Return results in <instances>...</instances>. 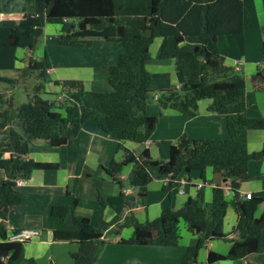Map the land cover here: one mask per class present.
I'll list each match as a JSON object with an SVG mask.
<instances>
[{
  "label": "trees",
  "instance_id": "trees-1",
  "mask_svg": "<svg viewBox=\"0 0 264 264\" xmlns=\"http://www.w3.org/2000/svg\"><path fill=\"white\" fill-rule=\"evenodd\" d=\"M25 2L26 11L16 24L0 25V73L16 72L13 78L0 75V82L13 88L29 74L35 75L37 81L33 91L28 92L27 101L17 109L14 105L9 107L8 99L0 94V170L5 175L0 183V264H38L25 257V244L29 241L9 240L4 223L24 196L16 181L29 180L34 171H54L59 167L56 162L27 158L28 143L11 126L15 118L33 139L44 140L52 148L66 145L87 125L116 139L120 158H113L102 170L122 200L125 184L121 175L127 166L132 174L128 184L137 190L141 200L154 179L174 178L181 172L188 175L199 171L200 179L205 181V170L210 168L224 179L222 186H211L210 202H203L198 195L189 196L181 208H166L153 220L141 222L130 217L126 226L132 228V234L128 239H119L118 245L177 247L182 223L198 239L195 245L185 247L179 264H197L200 251L214 240L228 242V251L221 254L208 250L205 264H232L251 257L254 263L249 264H264V198L246 199L239 193L241 184L250 179L249 164L264 159V147L257 153L247 151V133L264 130V116L246 114L243 72L226 66L217 47L219 37L243 33V0ZM49 20L60 23L58 33L50 38L60 46L88 48L96 40L122 46L116 63L108 66L110 91H88L81 80L54 81L61 89L56 94L58 100L52 104L43 100L40 93L46 92V71L53 66L46 50L40 59H33L17 74V50L32 51L36 29H43ZM157 38L163 40L157 58L172 60L183 79L177 89L162 94L157 103L163 109L191 117L197 114L199 102L208 99L207 112L224 115L227 130L226 138L193 139L181 135L171 146L166 162L153 160L148 149L137 153L124 145L145 144L157 126L158 117L146 113L152 100L148 89L152 76L146 62ZM187 42L193 45L192 49L187 48ZM262 49L260 65L250 77L256 92H264V41ZM171 186L169 182L163 188L168 190ZM225 186L231 187L230 196L224 195ZM97 201L102 212L105 199L98 195ZM78 202L72 197L69 204L50 208L53 241L77 245V250L69 253L70 264H94L106 244L105 235L121 225L117 218L104 221L101 214L92 224L89 218L75 213ZM259 206L263 209L257 216ZM228 209L234 211L237 221L233 231L225 234ZM231 234L237 238H229Z\"/></svg>",
  "mask_w": 264,
  "mask_h": 264
},
{
  "label": "crops",
  "instance_id": "crops-1",
  "mask_svg": "<svg viewBox=\"0 0 264 264\" xmlns=\"http://www.w3.org/2000/svg\"><path fill=\"white\" fill-rule=\"evenodd\" d=\"M12 2L13 0H0V25H14L23 17L26 9L25 0L24 4L21 3L19 6L11 5ZM261 2L260 8L254 7L253 5L249 8V16L252 17V22L250 25H247L246 17L248 16V12L243 0V33L236 36H221L217 41L219 53L224 57V64L243 72L245 78L246 114L254 118L264 116V92H256L250 83L251 75L255 73L260 65L263 51L264 0H261ZM98 42V40L94 41L88 48H71L57 44L56 47H51V50L46 49L53 66L46 71L47 79L45 85L53 84L54 81L81 80L85 89L88 91L107 92L111 90V88L109 89L110 85L108 83V66L116 63L120 52L116 47L110 45H98V49L95 50L94 48L96 44H99ZM162 42L163 40L161 38H157L153 42L150 46L151 56L146 62V68L152 76L148 89L150 96L156 102L162 94L177 89V86H180L183 80L182 76L175 70L172 60H159L157 58V53ZM186 44L188 49L193 48L191 43L187 42ZM152 48L154 49L152 50ZM18 52L19 50H17L16 54L20 60L17 62L19 64H16L17 71L20 70L22 63L25 61V57L27 59L33 51L23 50L20 52V55ZM238 53L241 54L239 59L243 58L245 54L253 55L255 70L250 72L248 67L242 69L240 64L242 60L240 61L238 59ZM258 55L259 57L261 56L260 60ZM40 58L41 56L37 57V59ZM33 59L35 58L33 57ZM156 76L159 77L158 80L155 79ZM54 88L56 90L51 91L58 92L61 90L59 86L57 88L54 86ZM154 91L158 92L153 96L151 93ZM207 106L200 105L199 103L197 114L188 117L170 108L163 109L158 103L156 107L152 106L149 102L146 107V113L150 116L158 117L157 126L149 139L150 143L147 145H137L140 146L139 149L131 142H125L124 145L137 153L148 149L153 160L166 162L169 158L171 146L183 134L193 139L226 138L225 116L207 112ZM25 140L29 146L27 158L42 162H56L59 164V167L54 171H34L29 180H17L22 181V184H18V186L22 187L21 192L23 195H38L39 192H42L45 196L44 210L40 214L29 212L25 215V220L13 223H10L9 220L11 214L14 215L15 211H11L4 223V228L8 236L13 231L22 229H33L38 232L36 236L29 239V242L25 244L24 254L26 258H33L37 262L46 259L51 264L55 263V253V255L65 261V264H69L71 261L69 253L76 251L77 245L74 243L69 244L53 241L49 214L50 208L54 205L69 204L72 197H76L79 202L75 213L79 216L90 217L89 215L94 210L89 211L83 205V197L85 194L91 197L89 198L91 201L95 197L94 195H96V199H98V195L104 197L106 205L107 198L113 199L112 197H119V192L114 183L102 170V168L110 164L113 158H120L116 154L118 141L107 136L97 127L90 125L85 126L76 138L69 140L66 145L59 148H52L45 142L39 145L33 144L34 149L30 143L31 139L29 140L28 136ZM263 145L264 130L248 131V152H250L251 148L261 149ZM197 172L199 173V171ZM248 172L250 179L241 184L239 193L241 195L251 193L253 196L264 198V159L262 162L250 163ZM131 176V167H125L121 175L124 184ZM167 177L172 182V186L168 190H164L163 187L169 185V182L164 184L161 179H157V185L152 190H147L146 197L143 200L137 196L140 204L146 210L149 211L151 206H155L157 214L153 217L158 216L166 208L172 210L181 208L187 199L183 196L184 194H187V197L198 195L203 202H210L211 186H222L224 184L222 176L213 173L210 168L205 170V181L200 179V174L196 178L192 177L190 173L187 175L184 172H181L174 178ZM4 179L5 175L2 171L0 173V183ZM82 179L86 181L90 180L91 184L82 181ZM174 186L177 187V192L173 190ZM156 188L161 189L162 192H167L168 195L162 196L159 201L155 200V202H151V194L154 191L156 192L154 190ZM133 193L137 195L135 188H124V196ZM174 196H176L175 199ZM262 209L263 207L259 206L256 213L257 216L260 215ZM97 211L98 213L101 211L99 205ZM46 218L47 222L45 224L44 221ZM225 221L228 222V227H231V230L227 229L225 232L224 224L223 232L225 234L231 233L237 221V216L233 210H227L224 223ZM182 227L183 231L180 233L177 247L171 248L118 245L117 242L119 239H128L131 236V227V230L125 232L120 230L115 231V237L113 239H108L105 235L106 244L101 248L94 264H179L182 257V251L180 250H185V247L195 245L198 239L195 234L187 230L185 225H182ZM229 238L235 239L237 236L236 234H231ZM175 248H177V251H175ZM228 248V242L221 240L208 242L207 246L201 250L204 252L202 257H200V251L199 257L202 260L197 264H205L204 261L208 250L225 254ZM262 256L264 259V251ZM249 262L254 263V258L237 260L232 264H249ZM21 264L28 263L23 262Z\"/></svg>",
  "mask_w": 264,
  "mask_h": 264
},
{
  "label": "rangeland",
  "instance_id": "rangeland-1",
  "mask_svg": "<svg viewBox=\"0 0 264 264\" xmlns=\"http://www.w3.org/2000/svg\"><path fill=\"white\" fill-rule=\"evenodd\" d=\"M244 2H245V7H246L247 12H248V16L246 17V22H247V25H250V23L252 22V17L249 16V14H250L249 8L252 5L254 7L260 8L262 2H261V0H244ZM21 3L24 4V0H20V2H19V0L18 1L17 0H13L11 5H14V6L18 5L19 6V5H21ZM25 8H26V2H25ZM25 11H26V9H25ZM59 28H60V23H59L58 20H49V21H47V23L45 24V28H44L43 32L38 36L35 48L32 50L33 51L32 54H33V57L35 59H37V57H39V56H42V53H43L44 50H46V49L47 50H51L52 49L51 47H56L57 46V44L55 42H52L50 40V38L52 36H55L58 33ZM247 36H248V34H247ZM222 38H224V37H222ZM98 41H99L98 42L99 44H96V46L94 48L95 50L98 49V45H110L112 47H116L120 53L123 51V48H122V46L119 43L105 42L103 40H98ZM100 41H102V42H100ZM104 43H108V44H104ZM154 45H156V44H154ZM153 49L154 48H152V50ZM18 50H19L18 54L20 55V52L23 51V49H18ZM236 52H238V51H236ZM258 54H259V51H258ZM237 55H238V59H239L241 57V54L238 53ZM258 58L260 60L261 56L259 57V55H258ZM239 60L240 61L242 60V62L240 63L242 69L248 67L250 72L255 70L254 69L255 65H254L253 55L245 54V56L243 58L239 59ZM16 64L18 65L19 63H16ZM26 65H28V60L25 57V61H24V63H22L21 68H20L19 72H17V74L20 73L24 69V67ZM14 72L15 71H3V72L0 73V75L5 76V77H9V78H13L14 77ZM46 77H47V75H46ZM155 79L158 80L159 77L156 76ZM35 80H36V76L29 74L23 80L21 79V81H19L13 88L10 87L9 85H7L6 83L0 82V94L4 95L5 98L8 99V101H9L10 97H13V105H14L15 109H17L22 103L27 101L28 92H32L33 91V87H34V85L37 82ZM54 86L56 88L58 87V86H56L54 84L46 85L45 86V89H47L46 92L45 93H40V97L43 100L50 101V104H52L53 101L58 100V96L56 94H58V95L60 94V91H58V92L51 91V90H56L55 88L53 89ZM109 89H110V87H109ZM157 92L158 91H154L151 94L154 96L155 94H157ZM199 103H200V105L207 106V105H209L210 100H208V99L201 100ZM150 105L156 107L157 106L156 100H154V99L150 100ZM12 127L24 139L28 136L29 140L31 139L30 143H31V145H32V147L34 149H35V147L33 146V144L39 145L41 143H45L46 142L44 140H35V139H33L32 136L21 126L20 122L16 118L12 120ZM134 146L136 148H138V149L140 148V146H137V145H134ZM153 146H155V145H153ZM263 147H264V145L262 146L261 149H252L251 148L250 152H248V153L251 154V153L260 152L263 149ZM253 150H256V151H253ZM262 161H263V159L259 160V161H253L251 163L262 162ZM0 173H2L1 170H0ZM190 175L192 177H196V178L199 177V173L197 171H194V170L190 172ZM82 181L91 184L90 180L86 181V180L82 179ZM157 181H158L157 179H154L147 186V190H149V189L152 190L157 185ZM17 187L19 188L20 191H22V187L21 186L17 185ZM125 189H130L128 181L125 182ZM154 190H156V192L155 191L152 192L151 198H150L151 202H155V200L159 201L162 196H165V195L167 196L168 195L167 192H162L161 189H159V188H156ZM173 190L175 192H177L178 189H177L176 186H174ZM123 193H124V190H123ZM42 196H43V198H42ZM94 196L95 197H93L92 201H91V199H89L91 197H89V195H87V194H85L84 197H83V205L86 207V209L89 210V211L92 210V209L94 210L93 213L91 215H89L90 217H87V216H85V217L89 218L92 224H96V222L98 221V218L100 217V214H101V217H102V219L104 221L111 222L115 218H117V219H119V224L121 225L120 229L115 227V228L111 229L106 234V238H108V239H113L115 237V233L114 232L117 231V230H120V231H123V232L131 230V228L127 227L126 224H127L128 220H129V218L132 217V216L135 219L139 220V221L153 220L156 217H158V216L153 217V216H155L157 214V209L155 208V206H151L149 211L146 210L144 208V206L142 204H140V201H139L136 193L126 194V196H124V200H122L118 196H116L115 198L112 197L113 199L107 198L106 208L102 212L100 211V213H98V211H97L99 204L97 202L96 195H94ZM183 196H185L187 198V194H184ZM175 197L176 196H174V199H175ZM44 199H45V196L42 194V192H39L38 195H24L22 203L19 206H16V207L13 208L12 211H15L14 212L15 214L14 215L11 214L9 222L10 223L21 222V221L25 220V218H26L25 215H27L29 212L30 213H39L40 214L44 210ZM48 217H49V215H48ZM46 222H47V218L44 221V223L46 224ZM224 224H225L224 225V231L225 232H226L227 229L231 230V227H228V222L227 221H225ZM182 225H183L182 223L179 224L180 232L183 231ZM220 243H223V242H220ZM220 243H218V244H220ZM175 251H177V248H175ZM180 251H182V255H183L184 250H180ZM203 255H204V252L201 251V256L200 257H202ZM54 256H55V263L56 264H65V261H63L57 255H55V253H54ZM200 257L198 259V263L202 260ZM38 263L39 264H49V262L46 259H43V260L39 261ZM70 263H71V261H70Z\"/></svg>",
  "mask_w": 264,
  "mask_h": 264
},
{
  "label": "built area",
  "instance_id": "built-area-1",
  "mask_svg": "<svg viewBox=\"0 0 264 264\" xmlns=\"http://www.w3.org/2000/svg\"><path fill=\"white\" fill-rule=\"evenodd\" d=\"M179 86H177L178 88ZM150 141L147 140L145 142V144H149ZM163 181L164 184H167L168 182L171 181V179H168V177L162 178L161 179ZM16 184H22V181H16ZM223 191H224V195L226 196H230L231 195V187L230 186H225L223 187ZM244 196L246 199H251L253 197V195L251 193H245ZM37 231L33 230V229H22L19 230L17 232H13L10 236H9V240L12 241H27L29 239H31L32 237L37 235Z\"/></svg>",
  "mask_w": 264,
  "mask_h": 264
},
{
  "label": "water",
  "instance_id": "water-1",
  "mask_svg": "<svg viewBox=\"0 0 264 264\" xmlns=\"http://www.w3.org/2000/svg\"><path fill=\"white\" fill-rule=\"evenodd\" d=\"M41 33H42V28H37L36 31H35L34 37H33V44H34V45L37 43L38 36H39ZM27 60H28V64L32 62V60H33V55H32V53L28 56ZM34 103L37 104L38 101H35ZM8 106H9V107H12V106H13V97H10V99H9V103H8Z\"/></svg>",
  "mask_w": 264,
  "mask_h": 264
}]
</instances>
